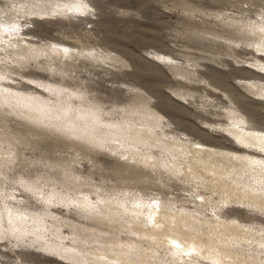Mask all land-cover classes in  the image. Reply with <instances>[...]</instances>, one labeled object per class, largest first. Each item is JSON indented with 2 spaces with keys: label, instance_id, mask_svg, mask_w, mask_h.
<instances>
[{
  "label": "rangeland",
  "instance_id": "obj_1",
  "mask_svg": "<svg viewBox=\"0 0 264 264\" xmlns=\"http://www.w3.org/2000/svg\"><path fill=\"white\" fill-rule=\"evenodd\" d=\"M0 206V264H264V0H0Z\"/></svg>",
  "mask_w": 264,
  "mask_h": 264
},
{
  "label": "bare ground",
  "instance_id": "obj_2",
  "mask_svg": "<svg viewBox=\"0 0 264 264\" xmlns=\"http://www.w3.org/2000/svg\"><path fill=\"white\" fill-rule=\"evenodd\" d=\"M6 9H7V8H6ZM1 14H2V13H1ZM1 18H2V20H3V17H2V16H1ZM241 137H244V138H246V139H248V140H251V139H252V140H256L254 134L252 135V134L244 133L243 135H241ZM253 143H255V141H253ZM253 145H254V144H253ZM255 145H257V144L255 143ZM253 147H255V146H253ZM189 150H190V149H189ZM251 151H253V150H251ZM185 152H187V153H188V152H192V150H191V151H188V150H187V151H185ZM195 152H196V151H195ZM193 153H194V151H193ZM196 153H197V152H196ZM253 153H254V152H253ZM185 154H186V153H185ZM198 154L201 155V153H198ZM187 155H188V154H187ZM190 155H191V153H190ZM193 155H194V154H192L191 156H193ZM195 155H196V154H195ZM200 155L196 156V158H197V157H200ZM202 157H203V156H201V158H202ZM252 157H253V155H251V157H248V158H252ZM196 158H195V159H196ZM204 158H205V157H204ZM211 158H212V157H211ZM211 158H210V159H211ZM254 158H255V157H254ZM208 159H209V158H208ZM208 159H207V160H208ZM212 159H213V158H212ZM212 159H211V160H212ZM201 160H202V159H201ZM201 160H200V161H201ZM203 160L205 161V159H203ZM216 160H217V158H216ZM216 160H215V161H216ZM218 160H219V159H218ZM218 160H217V162H219ZM220 160H221V159H220ZM250 160H251V159H250ZM204 161H203V162H204ZM213 161H214V159H213ZM215 161H214L213 163H215ZM221 161H222V160H221ZM221 161H220V162H221ZM241 161H245L244 157L242 158V157L239 156V157H237L235 160H233L234 163H238V162H241ZM254 161H255V159H254ZM195 162H199V160H197V161L195 160ZM206 162H207V161H206ZM231 162H232V161H231ZM191 163H192V161H191ZM193 163H194V162H193ZM201 163H202V162H201ZM207 163H208V162H207ZM209 163H210V161H209ZM194 164H197V163H194ZM219 164H220V163H219ZM198 165H200V164H198ZM224 165H225V164H224ZM200 166H202V164H201ZM237 166H238V165H237ZM191 167H192V166H191ZM193 167L195 168L196 166L193 165ZM238 167H239V166H238ZM199 168H201V167H199ZM205 168L207 169V167H205ZM196 169H197V167H196ZM196 169H194V171H195ZM202 169H203V167H202ZM189 170H190V169H189ZM192 170H193V168H192ZM192 170H191V172H192ZM197 170H198V169H197ZM204 170H205V169H203V172H205ZM211 170H212V169H211ZM195 173H197V172H195ZM201 173H202V172L200 171V176H202ZM207 173H208V171H207ZM191 174H192V173H191ZM193 174H194V172H193ZM205 174H206V173H205ZM209 174H210V173H209ZM197 175H198V173H197ZM203 175H204V174H203ZM194 176H195V175H194ZM194 176H193V177H194ZM210 176H211V175H210ZM224 176H225V175H224ZM195 177H196V176H195ZM198 177H199V176H198ZM198 177H197V178H198ZM204 177H205V176H204ZM213 177H214V176H213ZM211 178H212V177H211ZM216 178H217V177H216ZM216 178H215V179H216ZM194 179H195V178H194ZM203 179H204V178H203ZM207 179H208V178H207ZM218 179L220 180V177L217 178V180H218ZM230 179L232 180V178H229L228 176L223 177V180L227 182V185L230 183ZM210 180H212V179H209V180H208L209 183H207V182H206V183L211 185V182H213V181L210 182ZM213 180H214V179H213ZM197 181H199V180L197 179ZM202 181H205V179L202 180ZM202 181H199V182H202ZM215 182H216V181H215ZM215 182H214V183H215ZM217 183H219V182H217ZM219 184H220V183H219ZM225 186H226V184H225ZM234 187H236V186L234 185ZM234 187H233V188H234ZM227 188H228V187H227ZM217 189H218V188H217ZM220 190H221V189H220ZM234 196H235V195H234ZM236 197H237V198H240L239 200L241 201V199H247V198H249L250 196L248 197V195L243 194V192H242L240 195H239V194L236 195ZM253 200H254V199H253ZM236 203H239V202H236ZM1 211H2V207L0 206V216H1ZM2 213L4 214V216H5L6 214H7V215L10 214V213L8 212V207H7V206H5V208L3 209ZM10 215H11V214H10ZM8 216H9V215H8ZM6 217H7V216H6ZM12 220H13V219H12ZM159 224H161V223H159ZM153 227H154V226H153ZM171 236H172V235H171ZM175 238H176V237H175ZM177 238H178V237H177ZM179 238H180V237H179ZM175 240H176V239H175ZM177 240H179V239H177ZM172 242H173V241H172ZM179 242H180V243H183V242L180 241V240H179ZM179 242H178V243H179ZM175 244H176V243H175ZM190 244H191V243H190ZM170 245H171V244H170ZM177 245H179V244H177ZM182 246H183V245H181L180 247H182ZM184 246H185V245H184ZM184 246H183V248H184ZM198 246H199V245H198ZM175 248H176V247H175ZM173 249H174V248H173ZM192 249H193V248H192ZM192 249H191V251H192ZM189 250H190V249H189ZM194 251H195V250L193 249V252H194ZM184 252H185V251H184ZM187 252L189 253V251H187ZM192 254H193V253H192ZM185 256H186V255H185ZM180 260H181V259H180Z\"/></svg>",
  "mask_w": 264,
  "mask_h": 264
}]
</instances>
